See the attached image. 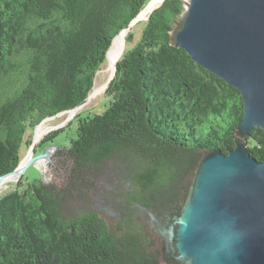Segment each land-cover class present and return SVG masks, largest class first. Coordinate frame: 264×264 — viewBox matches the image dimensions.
Returning a JSON list of instances; mask_svg holds the SVG:
<instances>
[{
    "label": "trees",
    "instance_id": "trees-1",
    "mask_svg": "<svg viewBox=\"0 0 264 264\" xmlns=\"http://www.w3.org/2000/svg\"><path fill=\"white\" fill-rule=\"evenodd\" d=\"M148 1L0 0V176L19 164L21 144L31 145L28 129L86 99L112 39ZM182 11L181 0L154 8L116 62L105 89L108 106L75 117L63 165L68 183L22 175L0 195V264H157L150 239L75 202L114 163L116 174L135 186L132 199L177 216L203 152L235 147L241 93L172 44ZM125 39L132 42L131 30ZM204 123L205 135L197 136ZM63 128L36 147L52 144ZM248 144L264 161L262 129L250 132Z\"/></svg>",
    "mask_w": 264,
    "mask_h": 264
},
{
    "label": "water",
    "instance_id": "water-1",
    "mask_svg": "<svg viewBox=\"0 0 264 264\" xmlns=\"http://www.w3.org/2000/svg\"><path fill=\"white\" fill-rule=\"evenodd\" d=\"M181 1L172 44L239 90L243 115L235 147L227 154L205 151L197 161L180 214L168 228L156 229L164 240L160 250L174 239L177 264H264V161L250 154L248 144L254 128L264 132V0ZM114 73L115 67L106 87ZM36 145L33 138L32 157L1 175L0 186L5 178L18 181L29 165L50 160L57 148L35 156Z\"/></svg>",
    "mask_w": 264,
    "mask_h": 264
},
{
    "label": "rangeland",
    "instance_id": "rangeland-1",
    "mask_svg": "<svg viewBox=\"0 0 264 264\" xmlns=\"http://www.w3.org/2000/svg\"><path fill=\"white\" fill-rule=\"evenodd\" d=\"M161 2L156 7H158ZM145 18H142L132 26L131 32L133 33V40L132 42L125 44L126 49L131 48L139 39L141 30L145 24V21L147 20V18ZM106 68L108 69L107 58L101 63L99 70L103 71L106 70ZM99 72L96 73L95 82L93 86L94 89L96 84L98 86H101L105 81L107 82L109 78V69L104 74ZM109 100L110 97L105 94L104 90L95 95V97H93V99L88 102L85 106L77 110L75 113L76 115L74 114L73 116H70L69 113H64L61 116L54 117L51 120L47 121L46 124L52 126V130H50L49 132L47 131L45 135L55 129L61 127L64 128L59 133H57V135L51 142L52 144H39L35 148L34 155H43L51 146H56L57 148H64H62V152H60L59 154L56 153L57 148L54 150L50 160L48 161L49 169L47 170V172L44 164L45 160H40L29 165L25 169L23 173L24 179L26 181L42 180L45 183H54L58 186L66 185L68 183V169H65L63 166L67 164L65 147L68 146L69 139L75 137V117L79 114L80 117H86L91 116L92 114L101 113L108 106ZM69 116L70 119H67ZM207 129V124L204 123L197 129L196 135H205ZM34 132L35 129H28L26 131L25 138L32 137L31 139L33 141ZM42 138H40V140ZM28 149L29 146L27 147V145L23 142L19 150L21 158H27ZM69 166L70 164H68V167ZM16 182L17 181H15V179L9 182H4V185L0 186V195L9 190L14 189L16 187ZM93 183V188H84L82 198L75 202V204L79 206H86L88 208L100 211L114 225L123 223L126 226H132L142 240L150 239L153 242L151 249L148 247L147 248L155 256L157 264H167V262L163 260L158 254V251L160 250L164 241L160 239L157 240V238L154 236L153 231H155L156 226L152 225L151 227L150 218L147 212L137 210L136 214V209H138V207L129 205L133 204L131 196L135 194L136 190L132 182L124 177H120L119 175H117L114 163H109V166L106 167L105 173L103 174L102 178L94 179ZM121 210H124L128 213L127 217L124 219L121 218L119 214ZM145 245L148 246L147 243Z\"/></svg>",
    "mask_w": 264,
    "mask_h": 264
},
{
    "label": "bare ground",
    "instance_id": "bare-ground-1",
    "mask_svg": "<svg viewBox=\"0 0 264 264\" xmlns=\"http://www.w3.org/2000/svg\"><path fill=\"white\" fill-rule=\"evenodd\" d=\"M162 0H149L147 2V4L144 6V8L139 12V14L135 17V20L133 22V24H131V26L129 27V29H123L121 30L114 38L113 41L109 47V49L107 50L106 53V58L108 60V69H109V74L108 77L112 76L113 71H114V67L116 65V62L118 61V59L121 57L124 49H125V44H126V39H125V35L131 30L132 26L138 22L139 20H141L142 18H147L150 14V12L161 2ZM187 1V0H185ZM145 18V19H146ZM126 33V34H125ZM108 69L106 68V70L100 71L98 70L97 73H102L104 74L106 71H108ZM106 87V81L101 85L98 86L97 84L95 85V89L93 88L91 90V92L88 94V98L87 100L81 104L80 106L70 109L67 112H62L59 113L58 115L54 116H61L64 113H69L70 116H73L77 110H79L81 107L85 106L88 102H90L93 97H95V95H97L98 93L102 92L105 90ZM70 116L67 119H70ZM52 117V118H54ZM52 118H47L45 120H43L36 128H35V132H34V142L38 143V141L40 140V138H42L45 133L50 130H52V126H49L48 124H46L47 121L51 120ZM72 118V117H71ZM30 157H32V154L29 153L27 159H29ZM46 161V160H45ZM15 178H5L3 179V181L1 182V186L4 185V182H9L12 181Z\"/></svg>",
    "mask_w": 264,
    "mask_h": 264
},
{
    "label": "flooded vegetation",
    "instance_id": "flooded-vegetation-1",
    "mask_svg": "<svg viewBox=\"0 0 264 264\" xmlns=\"http://www.w3.org/2000/svg\"><path fill=\"white\" fill-rule=\"evenodd\" d=\"M131 199H132V196H131ZM180 201H179V203H180ZM132 202H133V204H129L130 206L138 207V209H136V214H137V210H142V212H144V211L147 212V214L150 218L151 227L153 225V226H156V229H158V228L166 229L169 227L170 224L173 223V219H174L175 215L170 216L169 210H167V208H163L158 212V211H156L150 207H146V206L141 205L139 202H137V200L132 199ZM119 214H120L121 218H123V219L126 218L128 215V213L125 212L124 210H121L119 212ZM121 225H124V224L122 223ZM130 227L133 230V232L137 233L132 226H130ZM156 229H155V231H153L154 236L157 238V240H159V239L162 240L161 236H160V232L156 231ZM174 229H175V226H174ZM162 241H164V240H162ZM173 246H174V239H173L172 243H169L167 251L162 252L161 250L158 249L159 250L158 251L159 256L163 260H165L167 262V264H169L170 259H171V261L175 260L174 257L176 255V250L172 248Z\"/></svg>",
    "mask_w": 264,
    "mask_h": 264
}]
</instances>
